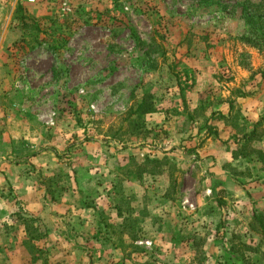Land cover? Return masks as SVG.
I'll list each match as a JSON object with an SVG mask.
<instances>
[{
  "label": "rangeland",
  "instance_id": "obj_1",
  "mask_svg": "<svg viewBox=\"0 0 264 264\" xmlns=\"http://www.w3.org/2000/svg\"><path fill=\"white\" fill-rule=\"evenodd\" d=\"M238 1L0 0V157L51 196L90 194L134 264H264L253 220L264 217V173L223 164L255 183V200L230 197L215 160L196 152L222 144L223 103H264V49L244 37ZM142 99L149 108L128 120ZM190 99H201L194 110ZM239 111L227 121L236 131ZM15 220L0 224V264L91 263L82 249L30 242L29 225L44 232L29 214ZM165 236L171 247L159 248ZM92 249L108 260L109 248Z\"/></svg>",
  "mask_w": 264,
  "mask_h": 264
},
{
  "label": "crops",
  "instance_id": "obj_2",
  "mask_svg": "<svg viewBox=\"0 0 264 264\" xmlns=\"http://www.w3.org/2000/svg\"><path fill=\"white\" fill-rule=\"evenodd\" d=\"M203 79L208 80V76H204V73L197 76L196 85L198 83L200 86H203ZM204 89L198 90L202 93ZM195 90L197 89H194V94L197 95ZM190 100L192 110H194L199 105L201 99ZM232 101L233 107L230 108L227 106L228 104L223 103L216 114L221 118V121L227 123V127H220V124L217 123L221 129L219 128L217 131L215 129V131L218 133L217 138L219 141H222V144L218 142L216 153H209L216 156H209L207 149L201 151L197 150L196 152L203 155V157L208 156L210 161L215 160L216 163L215 165L213 164L216 167V171L214 172L216 176L215 179H217L219 185L224 186V190H228V196L248 198L247 194H249L250 199L253 201L257 197L252 195L250 191L248 192L247 188L251 187L253 190L255 183L251 180L239 181L237 178L230 176L228 171L222 167L225 163L235 168L239 165L249 166L247 161L240 158L237 160L232 159L230 151L236 147L233 142V137L237 136V138H240L244 131H246V134L250 133L253 125L260 118H264V103L258 99H232ZM234 107L235 110L237 108L240 110L237 112L239 116H236V119H239L241 122L240 127L235 125L238 131L228 127L227 122L233 117ZM214 126L216 125L214 124ZM11 139V145L14 144L15 146V144H17V139ZM1 140L2 138L0 136V142ZM221 145L233 146H231L230 151L224 152ZM262 148L264 149V143H262ZM16 150L17 149H14V154L17 156L18 153ZM21 154H26L27 156V150L22 151L21 149ZM7 157V160L0 157V224L3 221L15 218H18L20 221L21 217H24L25 214H29V217L36 219L39 225H41L44 232L43 240H52L54 245L72 246L70 249H75L77 251L78 249H82L84 251V256L88 255L91 257L90 264H103L107 261H109V264H134L133 257L129 258L125 256V248H118L113 242L111 235L110 237L107 236L109 234L106 233L108 231L104 225H102L101 219H99L101 211L95 206L96 203L91 205L85 202L87 200H93L90 194L83 193L82 195V193L79 192H72L70 194H64L65 197H61L60 195L51 196L50 192H47V189L45 190L42 185L31 182L28 178H21V173H17V170L21 167H17L18 164L13 162L11 157ZM40 157L41 155H34L33 160L35 161L33 164H38L40 161L38 159H41ZM40 163L39 165H41ZM207 178L209 179L210 177L207 176ZM246 184H248V186ZM4 185L9 192L7 195L4 193ZM230 189L233 191V196L229 193ZM245 191L248 193H245ZM11 199L18 204L17 210L14 209L15 205L13 202H10ZM240 214L241 213L238 211L229 212V215H237L236 217H239ZM19 221L15 220L16 223ZM159 233L161 234V232ZM166 238L167 236L158 242L157 246L159 248H167V244L171 247V245H169L172 244L171 238L169 240ZM53 244L52 246H54ZM102 246L107 247V249L109 248V257L107 261V258L104 259L105 256L103 254L101 255L102 252L98 254L93 253V247L99 248Z\"/></svg>",
  "mask_w": 264,
  "mask_h": 264
},
{
  "label": "trees",
  "instance_id": "obj_3",
  "mask_svg": "<svg viewBox=\"0 0 264 264\" xmlns=\"http://www.w3.org/2000/svg\"><path fill=\"white\" fill-rule=\"evenodd\" d=\"M196 1H209V0H196ZM261 1V2H260ZM258 3L253 0H240L237 2L241 7V16L245 23L244 37L247 38L248 43L257 50L264 49V5L263 0ZM24 20L25 18L22 17ZM145 100L142 99L137 105L136 110L130 113L128 120L133 115L138 117L145 114V111L149 108H145ZM240 138L234 136L233 142L236 147L231 151V157L233 160L242 159L247 163H252L253 166L257 167L258 172L264 173V149L262 143H264V118H260L252 127L250 133H245ZM216 135V131H213ZM140 178V177H139ZM136 180H140V179ZM255 225L262 228L261 236L264 238V217L262 215H253ZM36 229L34 226L29 225V241L37 242L41 240L42 235H36ZM258 248V247H256ZM232 251V249H229ZM247 264H250L248 262Z\"/></svg>",
  "mask_w": 264,
  "mask_h": 264
},
{
  "label": "built area",
  "instance_id": "obj_4",
  "mask_svg": "<svg viewBox=\"0 0 264 264\" xmlns=\"http://www.w3.org/2000/svg\"><path fill=\"white\" fill-rule=\"evenodd\" d=\"M30 1H33V0H30ZM142 244H145V245H149V243L148 242H145V243H139V245H142Z\"/></svg>",
  "mask_w": 264,
  "mask_h": 264
}]
</instances>
